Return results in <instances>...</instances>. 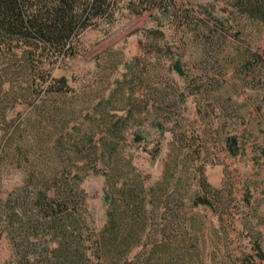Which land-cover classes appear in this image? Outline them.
Segmentation results:
<instances>
[{
    "label": "rangeland",
    "instance_id": "1",
    "mask_svg": "<svg viewBox=\"0 0 264 264\" xmlns=\"http://www.w3.org/2000/svg\"><path fill=\"white\" fill-rule=\"evenodd\" d=\"M126 3L120 2L113 22L100 19L81 32L73 57L45 63L51 76L65 78L64 93L45 91L48 82L29 83L20 70L9 76L4 88L15 92L6 108L12 126L3 140L9 148L0 153V198L22 185L19 163L45 167L61 160L81 166L98 159L104 170L107 158L89 148L113 141L123 162L147 185L166 168L172 185L182 181L181 195L200 193V169L220 191L221 199L214 200L218 210L203 205L187 210L191 227L183 220L185 210L172 205L178 216L170 225L181 231V246L167 253L165 262L256 260L253 245L264 248V22L241 14L229 0H171L141 14L130 12ZM157 25L164 38L151 50L145 33ZM171 59L181 60L184 75L170 69ZM156 92L170 104H156L160 113L146 112ZM130 107L136 112L129 126L109 135L100 118L115 121ZM157 121L164 128L153 126ZM136 132L142 135L139 142ZM231 140L235 154L228 150ZM156 143L160 151L153 157L149 151ZM181 143L199 148V155L184 161L175 151ZM103 173L89 172L80 184L95 232L106 220ZM162 211L154 218L157 228L166 221ZM0 264H15L1 225Z\"/></svg>",
    "mask_w": 264,
    "mask_h": 264
},
{
    "label": "trees",
    "instance_id": "2",
    "mask_svg": "<svg viewBox=\"0 0 264 264\" xmlns=\"http://www.w3.org/2000/svg\"><path fill=\"white\" fill-rule=\"evenodd\" d=\"M121 1L0 0V130L3 132L0 153L4 147L5 152L9 148V143L4 145L3 140L12 126L6 119V108L15 91L12 86L4 88V84L11 80L9 76L20 70L29 83L36 80L48 82L45 91L64 93L67 88L65 78L51 76L45 63L73 57L81 32L100 19L113 22ZM167 1L171 2L127 0L126 6L130 12L141 14L154 7L162 9ZM229 1L241 14L264 22V0ZM145 35L150 39L151 48L159 46L158 41L164 38L158 25L147 29ZM169 67L178 75H184L180 59H171ZM160 93L156 92L151 111L146 107V112L160 113L156 104H170V99ZM99 105L100 101L95 107ZM133 108L127 109L125 115L115 121L101 115L100 121L108 128L109 135L120 134L129 126L136 112ZM153 126L164 128L160 121ZM141 136L136 132L134 140L139 142ZM104 139L102 136L100 140ZM233 145L234 141H229L228 150L235 154L237 147ZM117 147L113 141L103 146L94 142L90 146L94 155L107 158L104 170L96 163L98 159L81 166L61 160L45 167L19 163L23 173L22 185L12 188L4 199L0 198V225L10 241L15 264H169L164 260L166 254H174L173 251L180 250L181 246V237H178L181 231L174 232L170 225V219L176 220L175 216H178L172 205L185 210L183 220L190 227L187 210L199 205L218 210L214 200L221 199L220 191L206 181L202 170L199 169L197 178L201 192L181 195L182 181L178 179L172 185L170 171L166 173V168L160 179L145 184L139 174L134 173L131 164L123 162L124 157ZM159 151V143H156L149 153L154 157ZM175 151L182 154L184 161L200 153L199 148L191 149L182 143ZM27 154L26 150L22 155L26 157ZM89 172H104L106 177V220L99 232L88 224L86 193L80 185ZM128 173L133 175L128 176ZM122 178L121 185H118ZM162 209L166 221L157 228L154 218ZM185 234L187 231L184 230ZM253 250L256 260L244 259L242 264H264L261 244L255 243Z\"/></svg>",
    "mask_w": 264,
    "mask_h": 264
}]
</instances>
